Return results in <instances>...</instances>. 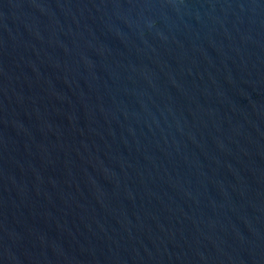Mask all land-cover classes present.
I'll use <instances>...</instances> for the list:
<instances>
[{
    "label": "water",
    "instance_id": "1",
    "mask_svg": "<svg viewBox=\"0 0 264 264\" xmlns=\"http://www.w3.org/2000/svg\"><path fill=\"white\" fill-rule=\"evenodd\" d=\"M0 264H264V0H0Z\"/></svg>",
    "mask_w": 264,
    "mask_h": 264
}]
</instances>
